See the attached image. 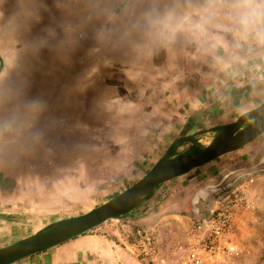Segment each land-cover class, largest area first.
Segmentation results:
<instances>
[{"label": "rangeland", "instance_id": "obj_1", "mask_svg": "<svg viewBox=\"0 0 264 264\" xmlns=\"http://www.w3.org/2000/svg\"><path fill=\"white\" fill-rule=\"evenodd\" d=\"M61 20L55 0H0L1 75L24 78L29 98L47 103L39 125L44 146L19 163L0 167V191L8 193L13 187V219L0 221L1 248L104 204L154 167L179 140L173 134L180 139L192 136L184 131L169 133V138L163 132L160 136L142 130L143 109L130 104L143 106L147 99L128 92L124 81L129 71L137 74V61H133L137 54L103 45L89 33L77 36L78 45L64 55L59 45L70 37L60 27ZM215 136L209 132L196 136V144L182 142L173 156L200 150ZM262 155L264 134L239 151L160 185L115 228L132 234L141 222L154 225L177 212L167 210L169 202L191 197L229 171L254 165ZM11 171L13 183L4 180ZM241 186L250 208L237 212L234 260L236 264H264V173L244 178L231 189Z\"/></svg>", "mask_w": 264, "mask_h": 264}, {"label": "clouds", "instance_id": "obj_2", "mask_svg": "<svg viewBox=\"0 0 264 264\" xmlns=\"http://www.w3.org/2000/svg\"><path fill=\"white\" fill-rule=\"evenodd\" d=\"M67 55L91 34L99 43L146 59L193 50L212 67L246 70L264 81V0H55ZM76 35H73V34ZM47 103L29 98L27 81L0 76V167L44 146ZM202 195H206L202 194Z\"/></svg>", "mask_w": 264, "mask_h": 264}, {"label": "crops", "instance_id": "obj_3", "mask_svg": "<svg viewBox=\"0 0 264 264\" xmlns=\"http://www.w3.org/2000/svg\"><path fill=\"white\" fill-rule=\"evenodd\" d=\"M137 56L133 60L137 61L134 66L137 74L131 75L129 71L124 81L128 92L135 91L147 99L143 106L130 104L131 108L143 109L140 116L144 131L153 130L160 136L163 132L169 138V133L176 135L184 131L194 135L232 124L244 113L264 103V81L254 79L250 72L243 69L234 71L212 67L211 57H201L191 49L162 52L151 59ZM1 72L0 58V76ZM211 125L216 127L210 128ZM170 127H175L174 131L170 132ZM180 137L175 138L173 134L174 139ZM5 179L13 183V172ZM196 192L184 200L180 198L169 202L167 210L177 212L157 220L154 225L153 221L141 222L132 234L128 230L115 228L122 221L121 218L113 220L115 222L110 225L111 228L100 226L12 264H172L176 260L175 250L188 242L190 221L194 217L204 216L215 206L213 196L216 194L210 196L205 212L198 214L192 205ZM135 211L124 218L127 219ZM12 219L13 187L8 193L0 191V221L11 222ZM140 229L152 231L156 237V250L150 257H144L141 253L142 243L136 235ZM1 236L0 233V239Z\"/></svg>", "mask_w": 264, "mask_h": 264}, {"label": "water", "instance_id": "obj_4", "mask_svg": "<svg viewBox=\"0 0 264 264\" xmlns=\"http://www.w3.org/2000/svg\"><path fill=\"white\" fill-rule=\"evenodd\" d=\"M216 132L213 141L197 151H187L173 156L178 144L186 141L197 143L196 136ZM264 134V103L241 115L234 123L200 131L186 139L173 143L154 167L133 186L114 196L89 212L54 222L32 236L0 248V264H12L29 256L44 252L85 234L109 220L121 219L135 211L160 185L183 177L191 171L243 149ZM264 173V156L250 167L238 168L226 173L217 183L199 189L192 205L203 214L211 195L225 192L241 180ZM206 195H202L205 194Z\"/></svg>", "mask_w": 264, "mask_h": 264}, {"label": "built area", "instance_id": "obj_5", "mask_svg": "<svg viewBox=\"0 0 264 264\" xmlns=\"http://www.w3.org/2000/svg\"><path fill=\"white\" fill-rule=\"evenodd\" d=\"M249 208L246 190L242 186L222 192L207 215L190 221L188 242L175 250L176 260L172 264H236L233 240L236 216L238 211ZM136 235L142 243V255L152 256L156 250L154 233L140 229Z\"/></svg>", "mask_w": 264, "mask_h": 264}, {"label": "flooded vegetation", "instance_id": "obj_6", "mask_svg": "<svg viewBox=\"0 0 264 264\" xmlns=\"http://www.w3.org/2000/svg\"><path fill=\"white\" fill-rule=\"evenodd\" d=\"M261 157H263V155Z\"/></svg>", "mask_w": 264, "mask_h": 264}, {"label": "trees", "instance_id": "obj_7", "mask_svg": "<svg viewBox=\"0 0 264 264\" xmlns=\"http://www.w3.org/2000/svg\"><path fill=\"white\" fill-rule=\"evenodd\" d=\"M218 194V193H217Z\"/></svg>", "mask_w": 264, "mask_h": 264}]
</instances>
